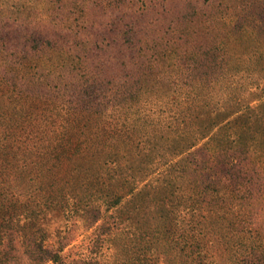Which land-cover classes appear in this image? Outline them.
Wrapping results in <instances>:
<instances>
[{
    "label": "rangeland",
    "instance_id": "1",
    "mask_svg": "<svg viewBox=\"0 0 264 264\" xmlns=\"http://www.w3.org/2000/svg\"><path fill=\"white\" fill-rule=\"evenodd\" d=\"M263 102L264 0H0V114L102 180L150 159L152 176L185 164L218 129L193 137L194 122ZM76 224L65 261L93 235ZM250 226L264 232V199Z\"/></svg>",
    "mask_w": 264,
    "mask_h": 264
},
{
    "label": "trees",
    "instance_id": "2",
    "mask_svg": "<svg viewBox=\"0 0 264 264\" xmlns=\"http://www.w3.org/2000/svg\"><path fill=\"white\" fill-rule=\"evenodd\" d=\"M233 111L192 124L193 137L212 121L218 129L185 164L152 176L150 159L107 180L17 131L18 114H0V264H264V232L250 226L264 199V102L226 120ZM57 215L66 223L50 234ZM74 223L94 231L85 252L65 261Z\"/></svg>",
    "mask_w": 264,
    "mask_h": 264
}]
</instances>
